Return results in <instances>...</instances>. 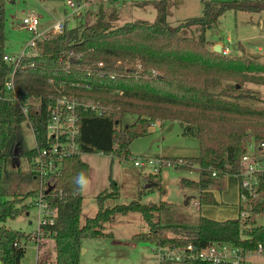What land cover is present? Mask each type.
<instances>
[{
    "label": "trees",
    "instance_id": "trees-1",
    "mask_svg": "<svg viewBox=\"0 0 264 264\" xmlns=\"http://www.w3.org/2000/svg\"><path fill=\"white\" fill-rule=\"evenodd\" d=\"M143 3L155 7L154 21L135 19L116 25V13L107 15L102 8L72 26L66 18L63 31L39 39L37 52L17 68L14 85L19 99L8 100L1 97L11 66L3 59L7 15L6 0H0V221L27 211L29 205L22 203L26 197L36 201L40 177L31 167L22 170L14 162L18 157L30 162L46 144L49 105L59 88L102 105L101 113L91 108L79 111L82 152L103 151L128 160L131 142L149 134L157 119L177 121L184 134L198 136L197 156L168 159L176 161V167L199 172L198 179L181 180L182 185L199 189V204L218 203L211 185L221 188L222 177L239 173L248 142L264 139V108L240 102L255 97L244 89L245 82L264 84V62L257 57L224 55L210 49L207 38V30L226 9L261 11L264 0H224L219 5L203 0L202 15L176 25L167 20V0ZM192 27L198 35L191 34ZM138 63L142 65L140 72ZM127 116L133 121L124 123ZM24 123L33 128L34 146L26 142ZM11 157H15L14 168L9 169L5 161ZM88 175L89 165L81 153L66 158L64 171L55 183V194L62 190L56 221L29 233L0 226V259L4 264H23L30 240L38 245L37 264H50L45 254L49 238L54 240L52 264H80L83 240L111 237V232L104 231L105 223L117 212L130 211L143 215L162 244L193 242L204 246L211 241H227L243 249L264 246V223L256 221V215L264 213V173L260 174L261 198L252 203L245 217L220 221L200 215L196 225L155 220L156 214L171 208L165 201L143 203L134 199L106 206V199L119 195V184L111 176L110 189L97 195L96 214L82 223V187ZM160 175L161 170L149 173L159 186ZM25 185L29 186L26 190ZM170 231L174 235H168Z\"/></svg>",
    "mask_w": 264,
    "mask_h": 264
},
{
    "label": "rangeland",
    "instance_id": "rangeland-1",
    "mask_svg": "<svg viewBox=\"0 0 264 264\" xmlns=\"http://www.w3.org/2000/svg\"><path fill=\"white\" fill-rule=\"evenodd\" d=\"M79 2L83 10L80 14L73 13L67 0H6L7 15V53L17 52L26 41L31 38V33L21 28L23 15L28 11H34L40 17V31L49 29L56 21L68 19L69 25L81 22L88 13H95L100 8L109 14L116 13V25L135 19H156V9L152 4H144L143 0H75ZM219 5L224 0H210ZM203 0H167V20L176 25L188 18L203 14ZM192 35H198L195 27H192ZM228 36L231 40H228ZM209 48L220 39L228 44L230 51L224 55H244L257 57L264 62V10L245 11L228 8L219 17L218 21L207 30ZM222 44V43H221ZM222 53V52H221ZM223 54V53H222ZM244 89L250 90L254 98L241 100V103L255 108H264V84L245 82ZM133 121V117L127 116L124 123ZM155 131L147 135L135 138L130 144L131 158L120 159L111 153L99 151H83L81 157L89 165V175L83 181V208L81 222L96 214L99 205L97 195L110 189V176L119 184V195L105 200L106 206L129 203L134 199H140L143 203L165 201L171 204V208L156 214L155 220L160 218L162 224L181 223L196 225L197 216L206 213L205 209L212 211L222 208L224 215L231 217L238 213L235 205L236 182L234 174L222 177L221 189L214 185L218 203L201 204L203 210H199L194 204L199 200V189L181 184L182 178L198 179L197 170L179 168L174 165H164L161 169L160 186L155 185L157 179L150 178L151 168H144L134 164L132 157L141 156H165L186 157L199 154V139L183 133L182 126L171 119H157L153 122ZM24 135L27 144L35 145V138L31 127L24 123ZM264 159V153L262 154ZM15 157L5 161V167L14 168ZM20 168L28 170L30 162L27 158L18 157ZM154 183V184H153ZM28 185L24 189H28ZM213 188V189H214ZM22 203L28 204V212L24 211L15 218L8 217L0 221V226L21 229L27 233L35 231L39 227V207L35 204L34 197H26ZM203 211V212H202ZM258 224L264 223V213L256 215ZM105 232H111L110 236H99L84 239V248L80 256V264H159L155 248L158 247V238L138 211L127 213L117 212L111 220L105 223ZM174 235L172 231L167 233ZM45 254L52 264L55 259L54 240L47 239ZM38 246L34 240L26 245V253L22 259L23 264H37ZM0 264H4L0 259Z\"/></svg>",
    "mask_w": 264,
    "mask_h": 264
},
{
    "label": "built area",
    "instance_id": "built-area-1",
    "mask_svg": "<svg viewBox=\"0 0 264 264\" xmlns=\"http://www.w3.org/2000/svg\"><path fill=\"white\" fill-rule=\"evenodd\" d=\"M67 4L72 8L73 13L80 14L83 10L82 5L75 0H67ZM39 25V15L34 11L26 12L22 17L21 28L29 31L31 38L17 52H5L3 55L4 61L11 66L1 94L4 99H19L14 85L17 68L25 65L24 60L27 56L37 52L39 39L49 38L51 35L63 31L65 20L56 21L44 31H40ZM229 51L230 47L222 44L221 52L228 54ZM69 55L73 57L74 53L70 51ZM99 65H103V63L99 62ZM136 69L137 72L142 71L141 63L136 65ZM152 73L157 74V70H152ZM51 99L46 144L38 149L30 161V167L40 177V187L35 201L40 211L39 226L56 221L57 201L59 195L62 194V190L56 192L58 196L55 194L56 180L64 171L66 158L82 153L79 143L81 132L79 111L91 108L97 113L102 112V105L95 100L78 97L61 88L52 95ZM24 111L27 113V107L24 108ZM30 127L33 131L32 126ZM102 153L104 152L102 151ZM263 153L264 139L251 140L247 144V150L240 158V171L236 174L239 179V203L242 206L239 212L240 217H245L252 203L261 198L260 174L264 173ZM132 160L139 167L149 166L151 172H159L164 165L176 166L177 164L176 161L162 156L132 157ZM213 174L215 175V172ZM50 185H53V188L48 191ZM53 191L54 193L50 195L49 193ZM155 250L159 264H264V246L262 244H258L253 249H243L227 241H211L204 246L193 242L185 245H168L158 241V247Z\"/></svg>",
    "mask_w": 264,
    "mask_h": 264
},
{
    "label": "crops",
    "instance_id": "crops-1",
    "mask_svg": "<svg viewBox=\"0 0 264 264\" xmlns=\"http://www.w3.org/2000/svg\"><path fill=\"white\" fill-rule=\"evenodd\" d=\"M143 1H149V0H143ZM148 4H151V3H148ZM228 40L230 41L231 40V37L230 36H228ZM218 42H221L222 44H225V43H223L220 39L218 40ZM221 43H217V44H215V46L216 45H218V44H221ZM221 44V45H222ZM226 45H228V44H226ZM214 46V47H215ZM229 46V45H228ZM155 131V127H154V123H152V125L150 126V132H154ZM194 137H197L198 138V136H194ZM144 156H146V155H144ZM157 156V155H156ZM159 156H162V155H159ZM162 157H165V156H162ZM165 158H170V157H165ZM14 164L16 165V166H20V163H19V161H15L14 162ZM236 176V178H237V182H236V199L234 200V203H235V205H237V207H238V213H236L235 215H233V216H231V217H226L225 215H224V213H225V210L224 209H222V208H218L217 210H215V211H212V210H210V209H205L206 210V213H204V214H201V215H203V216H207V217H209V218H212V219H216V220H220V221H222V220H226V219H229V218H234V217H237V216H239V212H240V203H239V179H238V177H237V175H235ZM214 185H211V189H212V191H213V193H214V195H215V197H216V199L218 198L217 197V194H216V190L218 189V188H214L213 187ZM214 188V189H213ZM221 189V188H220ZM217 201H218V199H217ZM194 204L197 206V208L199 209V210H203V207L202 206H200L201 204H199V201L198 200H196L195 202H194ZM203 212V211H202ZM27 213H29L28 211H27ZM200 216V215H199ZM199 216H197L198 218H199ZM198 218H197V222H198ZM38 229V228H37ZM36 229V230H37ZM84 241V240H83ZM37 244V243H36ZM38 246V245H37ZM83 246H84V243H83ZM84 248V247H83ZM84 251H85V248H84Z\"/></svg>",
    "mask_w": 264,
    "mask_h": 264
},
{
    "label": "water",
    "instance_id": "water-1",
    "mask_svg": "<svg viewBox=\"0 0 264 264\" xmlns=\"http://www.w3.org/2000/svg\"><path fill=\"white\" fill-rule=\"evenodd\" d=\"M221 44H218L214 47V50L218 51V52H221ZM53 188V185H50L49 188H48V191H50L51 189ZM84 250V248L82 247L81 249V252Z\"/></svg>",
    "mask_w": 264,
    "mask_h": 264
}]
</instances>
